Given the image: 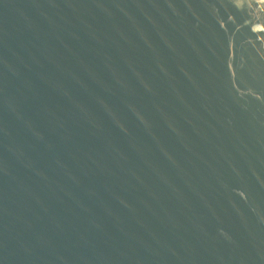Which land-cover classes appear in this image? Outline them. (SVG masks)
Returning a JSON list of instances; mask_svg holds the SVG:
<instances>
[{
	"label": "water",
	"instance_id": "obj_1",
	"mask_svg": "<svg viewBox=\"0 0 264 264\" xmlns=\"http://www.w3.org/2000/svg\"><path fill=\"white\" fill-rule=\"evenodd\" d=\"M0 264H264V0H0Z\"/></svg>",
	"mask_w": 264,
	"mask_h": 264
}]
</instances>
